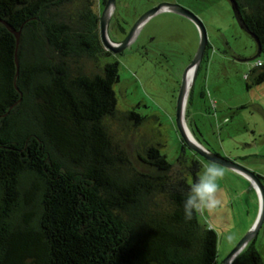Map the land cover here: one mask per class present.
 Returning a JSON list of instances; mask_svg holds the SVG:
<instances>
[{
    "label": "trees",
    "instance_id": "16d2710c",
    "mask_svg": "<svg viewBox=\"0 0 264 264\" xmlns=\"http://www.w3.org/2000/svg\"><path fill=\"white\" fill-rule=\"evenodd\" d=\"M235 1L264 54V0ZM0 19L20 30L0 21V264H219L216 231L183 213L199 163L150 145L139 168L109 129L119 65L97 0H0ZM233 264H263L254 241Z\"/></svg>",
    "mask_w": 264,
    "mask_h": 264
},
{
    "label": "rangeland",
    "instance_id": "374dc122",
    "mask_svg": "<svg viewBox=\"0 0 264 264\" xmlns=\"http://www.w3.org/2000/svg\"><path fill=\"white\" fill-rule=\"evenodd\" d=\"M163 1L193 11L204 23L211 45L194 82L187 118L191 130L207 148L262 176L264 182V80L246 77L254 61H264V54L257 55V42L239 24L230 0H119L112 22L130 30L144 11ZM145 25L118 58L116 108L127 118L118 113L107 124L137 167L145 168L139 155L154 145L178 168L183 140L175 124L176 98L199 33L193 21L175 12H160ZM151 38L150 45L157 51L146 54L142 44ZM221 166L224 206L213 216L199 215L218 235L219 264L251 229L259 212L258 193L251 181ZM254 244L264 264V220Z\"/></svg>",
    "mask_w": 264,
    "mask_h": 264
},
{
    "label": "water",
    "instance_id": "95a60500",
    "mask_svg": "<svg viewBox=\"0 0 264 264\" xmlns=\"http://www.w3.org/2000/svg\"><path fill=\"white\" fill-rule=\"evenodd\" d=\"M232 3V7L234 9L235 15L237 12V3L235 0H230ZM116 6V0H106L104 7L100 14V32L102 43L105 48L110 49L113 52H121L126 49L131 43L135 40L140 30L143 28L145 23L152 18L154 15L160 12H175L182 16L189 18L196 25L199 33V43L196 49L195 54L193 55L191 61L186 65L182 72L181 82L176 98V106H175V124L177 129L181 135L183 142L192 150L197 152L199 155L204 157L205 159L211 162H217L220 165L229 167L235 170L238 173L246 176L255 187L258 198H259V212L257 219L251 229L243 235V237L238 241L236 246L229 252V254L224 258V260L220 264H233L234 259L239 255V253L252 241H254L259 228L261 227L264 220V182L260 175L255 172L243 167L242 165L236 163L235 161L222 156L218 153L213 152L205 145H203L192 133L190 130L187 119H186V107L188 101V95L190 89L195 81V77L199 68V65L204 57L207 45L209 43L207 31L202 20L191 10L184 7L183 5L177 2H167L163 1L157 4L156 6L150 8L145 11L131 26L129 32L125 36V38L120 43H114L111 41L108 34V25L110 18L113 14V11ZM237 17V16H236ZM238 19V18H237ZM5 25L14 33L17 39V43L20 37V30H17L12 25H10L6 20L0 19ZM239 24L246 30L244 25L238 19ZM247 31V30H246ZM251 34V33H250ZM258 46L257 55L261 54L260 46L258 39L256 36L251 34ZM18 65V59H16ZM192 72L191 80L189 81V73Z\"/></svg>",
    "mask_w": 264,
    "mask_h": 264
},
{
    "label": "clouds",
    "instance_id": "9594fccd",
    "mask_svg": "<svg viewBox=\"0 0 264 264\" xmlns=\"http://www.w3.org/2000/svg\"><path fill=\"white\" fill-rule=\"evenodd\" d=\"M225 174L217 162H201L196 179L190 184L183 198L185 220L190 221L196 214L213 216L224 206L219 181Z\"/></svg>",
    "mask_w": 264,
    "mask_h": 264
},
{
    "label": "flooded vegetation",
    "instance_id": "af4514ba",
    "mask_svg": "<svg viewBox=\"0 0 264 264\" xmlns=\"http://www.w3.org/2000/svg\"><path fill=\"white\" fill-rule=\"evenodd\" d=\"M105 2H106V0H98L97 1V6H98V8H99V11H100V14H101V11H102V9H103V7H104V4H105ZM118 2H119V0H116V6H115V9H114V11H113V14H112V16H111V18H110V21H109V25H108V34H109V37H110V39H111V41L112 42H114V43H120L124 38H125V36L127 35V33L129 32V29L128 30H126L125 28H123V27H121V26H119V27H117L116 25H114L113 24V22H112V20H113V17H115L116 16V14H117V5H118ZM147 11V10H146ZM145 12V11H144ZM141 15V14H140ZM140 15H138L137 17H139ZM132 25V24H131ZM146 26V25H145ZM145 27H143V29H144ZM141 31V30H140ZM112 32V34H113V36L114 37H112V35L110 34ZM140 33V32H139ZM139 35V34H138ZM138 35H137V37L135 38V40L132 42V43H134L136 40H137V38H138ZM153 39L151 38L149 41H147V42H145L144 44H142V47H143V51L146 53V54H148L150 51H152V52H156L157 51V49L156 48H153L150 44H151V41H152ZM131 43V44H132ZM105 47V46H104ZM106 49V51H107V60H109V61H112V62H116V63H118V65H120L119 64V60H118V58H119V56H120V54H122L124 51H125V49L123 50V51H121V52H113V51H111L110 49H108V48H105ZM257 61V60H256ZM201 63H203V59H202V61H201ZM200 63V64H201ZM254 63H255V61L252 63V66L253 67H257V66H254ZM198 72V71H197ZM197 75V74H196ZM182 77V76H181ZM246 77L248 78L249 77V75L248 74H246ZM196 78V77H195ZM180 82H181V80L179 81V86H180ZM195 82V81H194ZM193 86H194V83H193V85H192V87H191V89H190V92H189V95H188V99H189V96H190V93H191V90H192V88H193ZM178 90H179V87H178ZM202 95H203V93H202ZM188 102V101H187ZM186 110H187V107H186ZM186 119H187V116H186ZM190 121V120H189ZM187 124H188V122H187ZM188 126H189V124H188ZM189 128H190V126H189ZM190 130H191V128H190ZM192 131V130H191ZM192 133H193V131H192ZM194 134V133H193ZM195 136V135H194ZM211 150V149H210ZM213 151V150H212ZM213 152H215V151H213ZM182 154H184V157L186 158V161L187 162H193V161H196V162H198L199 163V165L201 166V162H211V161H209V160H207V159H205L204 157H202L201 155H199L197 152H195L194 150H192L191 148H189L184 142H183V149H182V152H181ZM180 153V154H181ZM216 153V152H215ZM263 179V178H262Z\"/></svg>",
    "mask_w": 264,
    "mask_h": 264
},
{
    "label": "built area",
    "instance_id": "2783aa9c",
    "mask_svg": "<svg viewBox=\"0 0 264 264\" xmlns=\"http://www.w3.org/2000/svg\"><path fill=\"white\" fill-rule=\"evenodd\" d=\"M262 64V60L258 59L257 61H255L254 66H259Z\"/></svg>",
    "mask_w": 264,
    "mask_h": 264
},
{
    "label": "bare ground",
    "instance_id": "6f19581e",
    "mask_svg": "<svg viewBox=\"0 0 264 264\" xmlns=\"http://www.w3.org/2000/svg\"><path fill=\"white\" fill-rule=\"evenodd\" d=\"M191 77H192V72L189 73V76H188L189 81L191 80Z\"/></svg>",
    "mask_w": 264,
    "mask_h": 264
}]
</instances>
